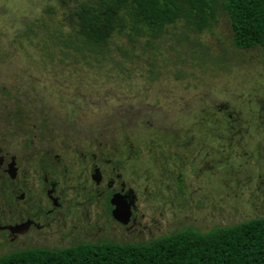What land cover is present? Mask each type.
I'll use <instances>...</instances> for the list:
<instances>
[{
	"label": "rangeland",
	"instance_id": "rangeland-1",
	"mask_svg": "<svg viewBox=\"0 0 264 264\" xmlns=\"http://www.w3.org/2000/svg\"><path fill=\"white\" fill-rule=\"evenodd\" d=\"M63 18L56 0H0V138L4 118L23 130L8 136L15 148L37 134L22 162L121 161L146 236L120 243L264 217V48L235 47L221 13L203 32L182 21L152 43L117 37L111 56L88 60L28 31Z\"/></svg>",
	"mask_w": 264,
	"mask_h": 264
},
{
	"label": "trees",
	"instance_id": "trees-1",
	"mask_svg": "<svg viewBox=\"0 0 264 264\" xmlns=\"http://www.w3.org/2000/svg\"><path fill=\"white\" fill-rule=\"evenodd\" d=\"M59 25L42 19L28 31L44 47L50 41L66 56L106 59L113 41L134 44L161 38L179 22L198 32L226 14L238 49L264 48V0H56ZM0 264H264V217L216 227L185 228L147 243H82L62 249H27L0 257Z\"/></svg>",
	"mask_w": 264,
	"mask_h": 264
},
{
	"label": "flooded vegetation",
	"instance_id": "flooded-vegetation-1",
	"mask_svg": "<svg viewBox=\"0 0 264 264\" xmlns=\"http://www.w3.org/2000/svg\"><path fill=\"white\" fill-rule=\"evenodd\" d=\"M7 119L2 122L0 138V257L27 249L120 243V238L146 236L138 220L137 194L117 173L121 161L85 152L82 162H73L78 167L75 171L73 163L68 166L59 154L54 161L53 151H47L39 166L33 167L22 162L20 150L35 147L36 132H27L32 141L23 144L21 140V146L15 148L8 138L23 134V130H6ZM133 152L138 153L135 148ZM75 180L76 185L72 184ZM118 198L128 218L125 213L115 214L113 201Z\"/></svg>",
	"mask_w": 264,
	"mask_h": 264
},
{
	"label": "water",
	"instance_id": "water-1",
	"mask_svg": "<svg viewBox=\"0 0 264 264\" xmlns=\"http://www.w3.org/2000/svg\"><path fill=\"white\" fill-rule=\"evenodd\" d=\"M113 203L116 205V211H115V214H119V213H125V214H126V211H125L124 208L121 206L120 198H118L117 200L113 201ZM126 218H128V213L126 214Z\"/></svg>",
	"mask_w": 264,
	"mask_h": 264
}]
</instances>
